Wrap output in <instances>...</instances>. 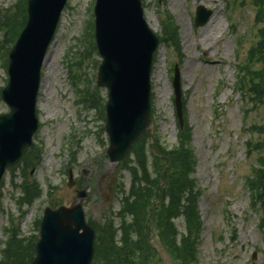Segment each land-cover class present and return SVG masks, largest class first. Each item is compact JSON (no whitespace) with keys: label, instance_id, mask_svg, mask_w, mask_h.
I'll return each instance as SVG.
<instances>
[{"label":"rangeland","instance_id":"rangeland-1","mask_svg":"<svg viewBox=\"0 0 264 264\" xmlns=\"http://www.w3.org/2000/svg\"><path fill=\"white\" fill-rule=\"evenodd\" d=\"M94 2L67 0L61 12L41 69L36 103L39 122L33 138L34 153L39 154L36 158L29 155L18 162L13 171L7 169L3 176L0 243L4 239L3 227L9 225L8 216L16 220V233L27 241L29 236L36 235L34 223L40 220L44 207L60 202L67 205L76 199L75 186L67 184L69 170L78 183L83 182L81 186L87 191L83 201L86 218L102 221L107 216L106 222L114 219V226H120V217L112 212L120 209V200L127 192L131 176L128 168L121 170L109 163L105 154L108 145L103 119L106 91L95 85L100 57L92 50L94 38L90 36L91 28H87L88 23L93 22ZM142 2L144 18L150 28L158 36L165 30L162 32L165 39L155 51L151 71V114L159 138L155 140L156 150H151L149 143L144 147L147 171L150 177H155L156 157L161 158V163L157 162L163 168L167 165L166 159H170L169 153L178 155L181 159L178 163H183L185 149H191L193 170L189 171L186 162L183 168L190 172L192 190L198 191L195 212L200 226L194 264H264L259 211L252 208L246 188V179L252 175L253 166H257L256 158L262 152L252 148L247 154L246 143L251 140L254 145L263 139L258 125H264V104L253 105L235 89L237 65L244 64L247 50L258 36L260 25L255 23L254 4L252 0ZM25 4L26 0H0L3 17L0 20L3 23L0 88L7 80L3 67L7 60L5 52L8 54L26 23ZM199 4L212 9L214 15L210 18L215 19V24L220 19L219 33L213 28L210 36L204 35L210 18L204 25H194ZM169 20L175 32L165 27ZM259 56L253 55L249 66L256 74L264 71ZM174 64L180 70L184 119L189 125V134L184 139L187 148L178 140L172 87ZM85 94L97 95V104L84 101ZM6 110V105L0 101V113ZM127 162L131 167L138 165L131 155ZM173 163L169 160L163 189L167 188ZM25 167L29 170L26 176H21ZM27 187L32 196L28 204L26 201L22 204V190ZM163 189L153 197L160 204L168 200ZM173 220L179 241L184 233L183 216Z\"/></svg>","mask_w":264,"mask_h":264},{"label":"water","instance_id":"water-1","mask_svg":"<svg viewBox=\"0 0 264 264\" xmlns=\"http://www.w3.org/2000/svg\"><path fill=\"white\" fill-rule=\"evenodd\" d=\"M65 2L28 0V21L10 50L9 80L1 91L9 111L0 114V179L5 168L16 163L31 145L37 127L35 101L40 66ZM94 12L96 44L102 57L96 82L108 90L105 130L110 144L107 155L115 162L123 158L132 144L151 127L150 68L158 39L143 19L140 0H97ZM196 14L195 24L202 25L211 11L198 6ZM173 85L180 113L177 67ZM167 168L168 164L161 171V188ZM85 195L81 190L70 206L44 209L30 264L91 263L94 231L85 222L81 205ZM158 203L149 209L147 238L156 245L166 264H170V255L154 232L152 212Z\"/></svg>","mask_w":264,"mask_h":264},{"label":"trees","instance_id":"trees-1","mask_svg":"<svg viewBox=\"0 0 264 264\" xmlns=\"http://www.w3.org/2000/svg\"><path fill=\"white\" fill-rule=\"evenodd\" d=\"M256 6V21L263 24L260 38L257 44L252 47L250 58L260 54L259 58L264 65V0H253ZM175 32L171 21L167 24L168 30ZM172 32V33H173ZM239 69V88L241 91L252 94L258 102L264 104V71L256 74L251 71L249 66L253 60L249 59ZM261 127L263 139L254 145L253 149H258L259 163L257 177L250 184L253 193V205H257L261 211L260 227L264 230V125ZM189 134L188 124L185 123L179 130L178 140L183 141ZM260 142L259 146L258 143ZM251 144V143H249ZM186 147V146H185ZM187 148V147H186ZM191 149H185L183 163L178 155L170 159L174 162L172 172L168 173L167 188L164 193L168 195L167 202H163L154 212L156 218V231L159 239L166 249L169 250L173 264H194L195 262V242L198 238L200 219L196 214L197 210V190H192L189 173L193 170L194 158ZM133 156L138 163L137 167L128 166V158L121 162L123 168H128L131 172V183L128 192L122 198L121 210L117 213L121 223L118 228L113 224L114 219L102 224L93 223L97 236L94 245V256L91 264H163L155 248L146 240L147 211L155 201L153 197L158 193L159 178L158 174L162 167L158 164L159 159H154V170L156 176H151L147 171L144 162V142L138 141L132 148ZM158 161V162H157ZM190 168L188 173L183 165ZM161 163V162H160ZM148 172V173H147ZM183 173V176H179ZM152 178V179H151ZM35 188V186H33ZM36 192L37 189H34ZM32 196L30 187L26 188L24 201L29 202ZM182 198L184 199L183 202ZM183 216L185 231L179 241L176 239V231L172 224L174 218ZM158 220V221H157ZM118 230H120L119 233ZM16 227L11 229V235L6 241L5 248L2 249L0 264H29L34 254V241L37 236H31L24 241L17 237ZM33 237V238H32ZM23 243V244H22ZM30 246V247H29ZM29 249V250H28ZM25 257V261L23 258ZM21 259V260H20Z\"/></svg>","mask_w":264,"mask_h":264},{"label":"bare ground","instance_id":"bare-ground-1","mask_svg":"<svg viewBox=\"0 0 264 264\" xmlns=\"http://www.w3.org/2000/svg\"><path fill=\"white\" fill-rule=\"evenodd\" d=\"M213 15H212V17H213ZM220 24H221L220 23V19H218L217 24H215V19L214 20L213 19H210L208 21V23H207L208 26H207V28L205 30V34L204 35L210 36L211 35V32L213 31V28H217V31L216 32L219 33L221 31ZM185 33H187V30H185ZM45 60H46V57H45Z\"/></svg>","mask_w":264,"mask_h":264}]
</instances>
